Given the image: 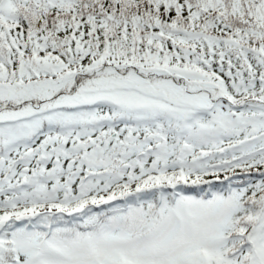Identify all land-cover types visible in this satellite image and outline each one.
Segmentation results:
<instances>
[{"label":"snow or ice","instance_id":"6c2138e0","mask_svg":"<svg viewBox=\"0 0 264 264\" xmlns=\"http://www.w3.org/2000/svg\"><path fill=\"white\" fill-rule=\"evenodd\" d=\"M0 264H264V0H0Z\"/></svg>","mask_w":264,"mask_h":264}]
</instances>
